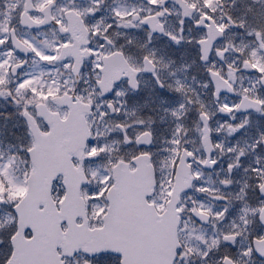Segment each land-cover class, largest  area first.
I'll list each match as a JSON object with an SVG mask.
<instances>
[{
    "label": "snow or ice",
    "instance_id": "snow-or-ice-1",
    "mask_svg": "<svg viewBox=\"0 0 264 264\" xmlns=\"http://www.w3.org/2000/svg\"><path fill=\"white\" fill-rule=\"evenodd\" d=\"M0 264H264V0H0Z\"/></svg>",
    "mask_w": 264,
    "mask_h": 264
}]
</instances>
